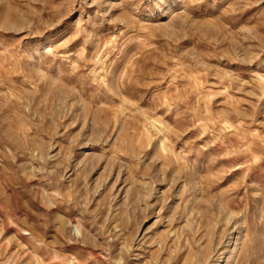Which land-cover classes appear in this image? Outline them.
I'll use <instances>...</instances> for the list:
<instances>
[{"label":"rangeland","instance_id":"rangeland-1","mask_svg":"<svg viewBox=\"0 0 264 264\" xmlns=\"http://www.w3.org/2000/svg\"><path fill=\"white\" fill-rule=\"evenodd\" d=\"M0 264H264V0H0Z\"/></svg>","mask_w":264,"mask_h":264}]
</instances>
